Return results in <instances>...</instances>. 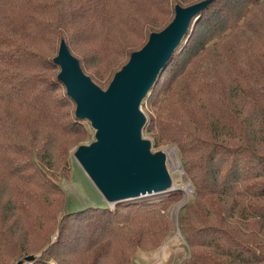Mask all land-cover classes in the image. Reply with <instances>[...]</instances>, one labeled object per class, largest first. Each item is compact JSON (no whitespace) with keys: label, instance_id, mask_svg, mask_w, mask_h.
Masks as SVG:
<instances>
[{"label":"trees","instance_id":"16d2710c","mask_svg":"<svg viewBox=\"0 0 264 264\" xmlns=\"http://www.w3.org/2000/svg\"><path fill=\"white\" fill-rule=\"evenodd\" d=\"M192 1L0 0V168L11 177L8 183L13 187L11 196L4 200L0 186L2 244L9 238L4 234V217L15 206H22L19 195L25 191H20L19 184L29 183L18 175L25 167L13 157L27 153L19 150L12 137L10 126L18 120L14 112L26 109L29 117L73 132L81 127L80 116L68 118L65 110L60 111L57 100L73 101L63 81L55 74H42L58 66L44 50H54L63 39L90 76H97L100 83L109 82L116 66L139 47L135 40L121 35L123 30L145 41L152 31L171 21L175 4ZM263 6L264 0H208L190 20L149 87V96H144L155 113L147 121V130L157 141L177 145L189 174L193 197L182 210L193 211L196 202L206 196H217L224 203L228 198L232 207L228 217H222L219 226L205 229L201 238L181 214V232L191 247L188 261L195 260L199 247L213 264H264V61L260 65L251 62L239 38L245 27L258 31V26H264ZM111 28L121 37L115 36L120 41L117 49L112 45ZM106 53L113 59L104 76L90 68V61ZM60 87L64 88L62 94ZM46 151L49 148H44ZM191 153L197 156L191 158ZM36 183L43 186L45 182ZM180 195L177 189L158 199L118 200L113 207L89 205L68 211L58 238L41 255L34 254L27 261L66 264L64 255L68 252L109 248L116 241L133 238L130 228L159 213L158 205ZM70 219L78 221L72 224Z\"/></svg>","mask_w":264,"mask_h":264},{"label":"rangeland","instance_id":"374dc122","mask_svg":"<svg viewBox=\"0 0 264 264\" xmlns=\"http://www.w3.org/2000/svg\"><path fill=\"white\" fill-rule=\"evenodd\" d=\"M199 1L202 0L184 4L177 3L175 7L176 5L185 7ZM251 18L252 16L249 19ZM251 22L258 25L253 19ZM258 28V31L254 28H243L239 31V38L243 42V50L246 49L247 53L250 54L251 62L260 65L264 61V26H258ZM111 33V41H114L112 45L117 49L120 41L115 36L120 39L121 37L113 28H111ZM122 34L128 41L135 40V46L139 47L131 51L122 65L116 66L111 73V79L115 72L128 62L132 52L139 50L149 38L148 36L145 41L143 38H135L129 30H123ZM62 41L63 39L60 40V43ZM231 41L233 42V40ZM60 43L57 47L55 46L54 50H44V53L51 55L54 59L58 53ZM109 53L100 58H93L90 61L93 64L90 68L94 69L98 74L106 76L104 71L111 68L109 64L113 59L111 57L112 54ZM72 55L77 59L74 54ZM79 66L81 67L80 64ZM85 67H81L82 71L101 90H106L111 79L109 82L101 81L100 83L96 79L97 76H90L86 72L88 69ZM60 69L58 64L56 68L43 70L42 74L47 76H54L55 74L58 76ZM63 87L66 90V85ZM64 88L60 87L59 93L62 94ZM146 94V96H149L148 91ZM148 101L149 99L147 100V98L144 99L143 97L138 105L140 112L144 116L140 137L147 142L150 153L161 157L163 166L169 176L170 184L161 190L121 200L158 199L169 191L177 189L181 190L182 195L158 205L159 213L154 212L150 218L139 221L140 223H136L134 227L130 228L133 238L129 236L123 242L113 241L114 243L109 248L108 246H101L98 249L90 247L84 252H79V254L68 252L64 255L66 264L214 263L211 260L212 258L209 259L210 262L207 261L205 254L201 252L203 250L199 247H196L195 260H187L190 257L191 247L186 241L185 235L181 232V214H185L186 219L197 229L199 238H201L206 231L205 229L211 226H219L222 217H228L229 209L232 208L231 204H229V199L227 198L226 203H224V201L218 200L217 196L214 198L206 196L196 202L193 206V211L182 210L185 203L192 201L193 186L189 180V174L182 163L177 145L172 141L164 140L159 142L155 139L154 134L147 130V121L150 120L151 116L154 117L155 115L150 108L151 105H148ZM57 103L61 104L59 106L60 111L65 110L64 112L68 114V118H72V115L76 114L77 105L74 99L73 101L67 99L64 103H62V100L61 102L57 100ZM177 111L173 112L177 113ZM14 113L17 114L18 120L14 121L10 126L12 137L14 142L19 143L17 145L20 148L19 150L26 149L27 153L13 155V157L15 160L21 161L20 164L25 167L22 173L18 175L29 181V183H22L17 179L20 182V191L25 192L19 195L22 206H15L4 217L6 219V223L4 222L3 224L5 228L4 234H7L9 238L6 245L0 242V264H15L20 259L23 260L24 264H29L25 256L41 255L47 246L58 238L59 228L65 213L89 205L113 207L116 201L109 200L104 195L77 156L79 146H88L96 141V129L88 118L81 117L82 119L79 120L81 127L78 126L80 130L73 132L70 128L69 130L63 129L61 125L53 122L48 123L37 119L38 117L35 118V116L29 117L26 109ZM180 113L182 111L177 114ZM75 126L77 127V125ZM44 148H49L50 151H46L48 154L44 152ZM196 156L197 153L190 154L191 158ZM5 170L8 171V167H5ZM10 179L11 177L4 172L3 168H0V186L4 192L2 194V199L4 200L12 194L13 187L8 183ZM40 181L45 182L43 186L36 183ZM11 182H14V180H11ZM70 220L72 224L78 221V219ZM159 228L163 229L159 232ZM84 243L86 242L83 240L80 242L81 245H84ZM206 250L208 251V249ZM93 252L96 254L92 258Z\"/></svg>","mask_w":264,"mask_h":264},{"label":"water","instance_id":"95a60500","mask_svg":"<svg viewBox=\"0 0 264 264\" xmlns=\"http://www.w3.org/2000/svg\"><path fill=\"white\" fill-rule=\"evenodd\" d=\"M207 1L176 5L172 20L151 32L147 42L132 52L106 90L82 71L65 42L60 43L54 58L61 68L58 77L76 101V115L88 118L96 129V141L79 146L77 156L109 200L135 197L170 184L161 157L150 153L140 137L144 116L138 105L186 33L190 20Z\"/></svg>","mask_w":264,"mask_h":264}]
</instances>
